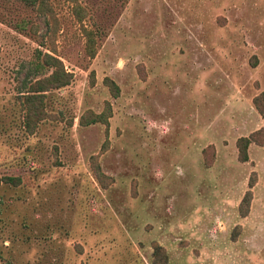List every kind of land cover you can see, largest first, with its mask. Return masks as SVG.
Returning a JSON list of instances; mask_svg holds the SVG:
<instances>
[{"label": "rangeland", "instance_id": "1", "mask_svg": "<svg viewBox=\"0 0 264 264\" xmlns=\"http://www.w3.org/2000/svg\"><path fill=\"white\" fill-rule=\"evenodd\" d=\"M49 8L0 0V264H264V0ZM38 50L71 83L31 133Z\"/></svg>", "mask_w": 264, "mask_h": 264}, {"label": "trees", "instance_id": "2", "mask_svg": "<svg viewBox=\"0 0 264 264\" xmlns=\"http://www.w3.org/2000/svg\"><path fill=\"white\" fill-rule=\"evenodd\" d=\"M19 3L25 5L37 11L39 16L50 15L52 13L49 8L50 0H17ZM78 13V12H77ZM26 28L25 26H23ZM35 33L34 27L31 28ZM87 52L91 58L96 56L94 34L92 31L87 30ZM28 75L26 79L31 81L28 89L25 101L27 113L25 114L24 125L30 130L31 133L35 131L38 123L43 121L47 114L45 113L44 95L47 92L53 90H61L66 88L71 83V74L68 73L62 63V61L55 55L38 50L34 55V59L28 63ZM107 85L114 91L119 92L118 86L107 80ZM264 116V113L261 112ZM110 116H106L105 113L96 115L94 118L88 120L85 124L91 125L96 123L104 124L107 128L109 125ZM83 123V122H82ZM255 141L252 138H242L238 142L240 160L242 162L249 161L248 150L252 143ZM18 179L13 177L0 176V185L3 183H9L17 185Z\"/></svg>", "mask_w": 264, "mask_h": 264}]
</instances>
